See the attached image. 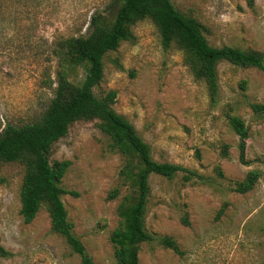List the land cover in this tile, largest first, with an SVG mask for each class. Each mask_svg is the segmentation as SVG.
Wrapping results in <instances>:
<instances>
[{
	"label": "rangeland",
	"instance_id": "374dc122",
	"mask_svg": "<svg viewBox=\"0 0 264 264\" xmlns=\"http://www.w3.org/2000/svg\"><path fill=\"white\" fill-rule=\"evenodd\" d=\"M171 1L201 23L210 45L264 55V0H255L253 8L246 0ZM114 12L111 0H0V129L36 120L54 95L58 71L80 84L85 70L62 59L60 44L87 35L92 16L102 14L110 23ZM132 32V41L104 56L103 78L94 93L116 91L112 108L149 144L154 160L199 175L190 180L184 171L170 179L149 176L145 226L174 239L180 253L157 242L142 243L139 264H264V109L250 106H264V74L220 62L218 93L211 101L205 83L185 65L183 50L175 43L163 48L150 19L135 23ZM226 112L238 115L248 129L245 164ZM223 145H228L226 156ZM65 159L71 164L61 186L75 194L61 200L73 233L93 264H116L110 234L119 225V204L133 196V166L98 120L74 122L53 143L50 161ZM250 170L259 172L254 187L244 194L232 191ZM23 175L19 163L0 166V264H81L51 230L44 206L30 223L23 221Z\"/></svg>",
	"mask_w": 264,
	"mask_h": 264
},
{
	"label": "trees",
	"instance_id": "16d2710c",
	"mask_svg": "<svg viewBox=\"0 0 264 264\" xmlns=\"http://www.w3.org/2000/svg\"><path fill=\"white\" fill-rule=\"evenodd\" d=\"M254 3L255 0H246L250 8L254 7ZM111 5L115 7V12L110 23L104 15L96 14L91 18V29L87 35L68 37L58 49L67 64L84 68L80 84L70 82L62 70L58 71L54 95L41 115L32 122L22 125L7 123L0 129V166L19 163L24 168L19 191V212L23 221L30 223L44 206L51 230L64 238L71 251L79 256L81 264L93 262L83 243L73 233L72 223L61 200L64 194H75L61 186L71 161H50L53 143L64 137L74 122L98 120L102 130L112 137L115 146L128 156L133 166V196L119 204V225L110 234L116 264H139L138 253L142 243L157 242L180 253L174 239L151 233L145 226L149 176L155 174L170 179L178 171L186 172L184 178L187 180L199 176L196 171L181 165L152 158L149 144L123 115L112 108L116 99L115 90L111 89L103 96L94 93V88L103 78L104 56L116 50L122 41L133 40V25L148 18L158 29L163 48L177 44L183 50L184 63L194 78L205 83L211 101L216 100L218 93L217 65L220 62L256 68L264 74L262 52L229 45H210L201 23L177 10L171 0H111ZM250 106L254 111L264 109L263 105L256 103ZM225 117L239 137V161L245 164L248 129L238 115L226 112ZM221 149L222 155L226 156L228 145H223ZM217 172L221 175L220 169L217 168ZM258 178L259 172L250 170L234 184L232 191L244 194L254 187ZM116 194L115 190L112 191L110 198ZM227 205V202L223 203L218 215L223 214ZM182 220L188 224L186 215Z\"/></svg>",
	"mask_w": 264,
	"mask_h": 264
}]
</instances>
